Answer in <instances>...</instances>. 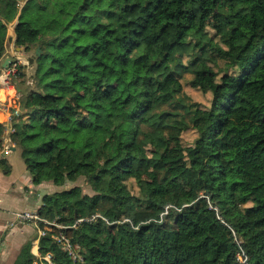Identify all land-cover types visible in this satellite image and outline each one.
<instances>
[{
  "label": "trees",
  "instance_id": "16d2710c",
  "mask_svg": "<svg viewBox=\"0 0 264 264\" xmlns=\"http://www.w3.org/2000/svg\"><path fill=\"white\" fill-rule=\"evenodd\" d=\"M10 43L40 47L9 135L32 182L90 190L42 196L37 213L64 228L48 225L41 257L241 264L239 244L264 264V0H0V71ZM186 72L196 88L212 74V109L184 92ZM32 246L15 264H41Z\"/></svg>",
  "mask_w": 264,
  "mask_h": 264
},
{
  "label": "crops",
  "instance_id": "0c3cea01",
  "mask_svg": "<svg viewBox=\"0 0 264 264\" xmlns=\"http://www.w3.org/2000/svg\"><path fill=\"white\" fill-rule=\"evenodd\" d=\"M9 32L13 33V30ZM6 52L5 58H20L22 61L28 58V55H24L22 50L12 43L8 45ZM28 81L26 79L15 88L12 83L6 84L2 80L0 71V137L2 139V149L0 148V235H3L5 239L4 248L0 252V264H15L21 246L30 240L33 243L32 253L36 255L38 252L39 236L33 223L25 222L7 228L8 222L12 220L13 212L22 210L37 212L41 208L43 195L61 190L59 187L61 185H55L50 181L34 184L20 149L12 142L8 144V151L4 148L9 137L11 123L14 121L12 117L20 110L21 89L30 84L27 83ZM4 168L9 169L8 172H4Z\"/></svg>",
  "mask_w": 264,
  "mask_h": 264
},
{
  "label": "built area",
  "instance_id": "2783aa9c",
  "mask_svg": "<svg viewBox=\"0 0 264 264\" xmlns=\"http://www.w3.org/2000/svg\"><path fill=\"white\" fill-rule=\"evenodd\" d=\"M10 62L7 68H2L1 69V77L2 80L6 83L9 84L11 83V80L16 77L17 72H18V67L19 65L22 64V59L20 58H11L10 57ZM27 83H30L28 81ZM17 97H19V94H17ZM11 120V119H10ZM13 131V128L10 126L9 129V135ZM11 142L10 136L6 140V145L4 146L5 150L8 151V144ZM94 218V216L92 217ZM83 219H78V221H82ZM42 221L44 223V226L41 227L39 226V222ZM25 222H31L35 225L37 229L38 236H43L46 233V230L49 229L48 225H53L55 227H58L59 229H63L64 226L59 225L55 222H49L48 220L42 218L37 212L35 211H29V210H22V211H15L12 214V220H10L7 224V228H12L16 226L17 224L25 223ZM54 239L60 244L61 248L68 252V254L72 258H77V246L73 245L70 240L66 237V235L62 232L59 231L55 236ZM5 245V239L3 235H0V252L4 248ZM238 252H237V260L241 264H248L247 260V254L245 253L244 249L238 244ZM36 256L40 259L41 264H53L51 261V255L50 253H47L45 256L41 257L38 252H36ZM36 264V263H35Z\"/></svg>",
  "mask_w": 264,
  "mask_h": 264
},
{
  "label": "rangeland",
  "instance_id": "374dc122",
  "mask_svg": "<svg viewBox=\"0 0 264 264\" xmlns=\"http://www.w3.org/2000/svg\"><path fill=\"white\" fill-rule=\"evenodd\" d=\"M205 24L210 25L211 23H213L211 16H207L204 19ZM35 48L36 47H32L30 49V51L25 52L22 51V53L24 55H28V58L23 59L22 64L24 65V71H25V76L26 79H28L30 81V84L27 85V87H31L32 86V80L30 78V76H32L33 72H34V63H30L29 61V57L31 58L34 54H35ZM222 61H218V66H214L215 70H218L219 68H222ZM231 74V73H230ZM229 74V75H230ZM192 74L191 73H184L182 76V82L184 84V92L186 94H188L193 101H196L200 104V108L202 109H212L213 108V99H214V87H213V80H212V74L210 73H206L204 74V77L202 79V84L201 86L198 88L196 87H192L188 84V82L191 80L192 78ZM19 77V76H18ZM14 78L11 80V83L13 85L17 84L18 86L21 85V78ZM219 80V75H217L215 77V81ZM16 88V86H15ZM26 88V87H25ZM217 91V89H216ZM19 112V111H18ZM196 136L194 130H187L185 132L182 133V142L184 145L188 144L189 142H191L194 137ZM80 185L83 188L84 192H90L89 188L86 186L84 179L82 177H79L74 183H70V182H66L64 185L59 186L61 190L63 189H67L70 188L73 185ZM127 185L129 187V189L131 190L132 193H137V186L134 182L133 179H129L127 181Z\"/></svg>",
  "mask_w": 264,
  "mask_h": 264
},
{
  "label": "water",
  "instance_id": "95a60500",
  "mask_svg": "<svg viewBox=\"0 0 264 264\" xmlns=\"http://www.w3.org/2000/svg\"><path fill=\"white\" fill-rule=\"evenodd\" d=\"M18 49H21V48L18 47ZM35 53H36V54H39V53H40V47H39V46H37V47L35 48ZM10 60H11L10 57L5 58V59L3 60V62H2V68H7L8 65H9ZM13 148H15V147H13Z\"/></svg>",
  "mask_w": 264,
  "mask_h": 264
}]
</instances>
